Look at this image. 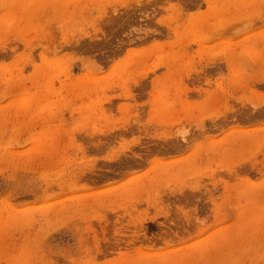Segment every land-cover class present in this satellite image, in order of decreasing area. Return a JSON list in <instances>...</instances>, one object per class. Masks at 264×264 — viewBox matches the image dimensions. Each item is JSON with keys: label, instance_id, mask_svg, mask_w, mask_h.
I'll return each mask as SVG.
<instances>
[{"label": "rangeland", "instance_id": "1", "mask_svg": "<svg viewBox=\"0 0 264 264\" xmlns=\"http://www.w3.org/2000/svg\"><path fill=\"white\" fill-rule=\"evenodd\" d=\"M0 264H264V0H0Z\"/></svg>", "mask_w": 264, "mask_h": 264}, {"label": "bare ground", "instance_id": "2", "mask_svg": "<svg viewBox=\"0 0 264 264\" xmlns=\"http://www.w3.org/2000/svg\"><path fill=\"white\" fill-rule=\"evenodd\" d=\"M256 57V56H255ZM256 59H258V58H256ZM17 104V106L18 105H22L23 104V102H22V100H20L18 103H16ZM15 104V105H16ZM161 164H164V163H161ZM17 167V166H16ZM22 171V170H21ZM109 191H112V189L110 188L109 190H104V191H101V192H96V193H92V195H100V194H103L104 192H109ZM27 212H28V210H27ZM230 239V238H229ZM232 239V238H231Z\"/></svg>", "mask_w": 264, "mask_h": 264}]
</instances>
